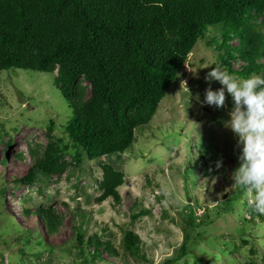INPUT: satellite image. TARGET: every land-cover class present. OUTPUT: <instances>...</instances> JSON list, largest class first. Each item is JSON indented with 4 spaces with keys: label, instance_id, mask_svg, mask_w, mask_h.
Instances as JSON below:
<instances>
[{
    "label": "rangeland",
    "instance_id": "1",
    "mask_svg": "<svg viewBox=\"0 0 264 264\" xmlns=\"http://www.w3.org/2000/svg\"><path fill=\"white\" fill-rule=\"evenodd\" d=\"M258 23L264 33V18ZM220 40L218 27L207 29L148 126L135 131L128 151L95 161L83 158L78 167L71 160L78 151L64 130L72 111L54 88V75L1 72L0 264H163L182 245L186 254L175 264H244L250 260L264 264V214L247 204L243 188L232 186L231 173L239 166L238 138L223 126L233 107L231 97L225 93L219 109L201 106L195 99L198 94L203 101L209 87L205 76L212 67L229 73L218 60L216 43ZM231 45L237 46V40ZM241 65L236 61L233 69ZM220 87L211 82L213 90ZM48 127L54 140L68 146L64 161L72 165L46 183L15 187L14 181L27 173L33 161L29 148L38 154L44 150ZM106 163L124 174L117 207L111 201L100 206L94 203L100 194V167ZM23 207L30 212L52 207L63 219L58 232L47 234L37 216L22 214ZM77 207L87 214L82 226L87 235L97 232L102 240L111 239L120 252L122 230L132 231L141 241L140 255L125 260L102 252L101 261L80 256L72 215ZM191 216L195 223L190 229ZM185 230L190 232L186 237Z\"/></svg>",
    "mask_w": 264,
    "mask_h": 264
},
{
    "label": "trees",
    "instance_id": "2",
    "mask_svg": "<svg viewBox=\"0 0 264 264\" xmlns=\"http://www.w3.org/2000/svg\"><path fill=\"white\" fill-rule=\"evenodd\" d=\"M262 18L264 0H0V74L13 69L54 75V88L72 111L64 130L78 151L71 159L78 167L83 158L95 161L131 148L135 131L148 126L208 28L218 27L221 40L213 43L220 65L230 74L264 75ZM234 40L237 46L231 45ZM236 61L242 65L235 70ZM51 132L48 127L41 154L29 148L33 161L15 187L46 183L72 165L64 161L68 146ZM100 170L94 203L111 201L117 207L124 174L107 163ZM22 214L37 216L50 235L63 221L52 207L33 212L23 207ZM72 215L80 256L101 261L102 252L125 260L140 255L141 241L132 231L122 230L118 252L111 239L85 233L84 211L77 207ZM194 218L187 221L190 229ZM189 233L185 230V237ZM185 254L182 245L163 264H175Z\"/></svg>",
    "mask_w": 264,
    "mask_h": 264
},
{
    "label": "clouds",
    "instance_id": "3",
    "mask_svg": "<svg viewBox=\"0 0 264 264\" xmlns=\"http://www.w3.org/2000/svg\"><path fill=\"white\" fill-rule=\"evenodd\" d=\"M205 81L209 87L204 91L203 101L198 94L195 97L201 106L222 108L225 93L232 100L229 118L223 124L238 138L239 166L231 173L232 186L243 188L247 204L257 213L264 214V75L253 73L241 78L220 67H212ZM212 81L221 87L213 90ZM183 85L189 100V90L185 83ZM220 167L221 162L217 161L216 168Z\"/></svg>",
    "mask_w": 264,
    "mask_h": 264
}]
</instances>
